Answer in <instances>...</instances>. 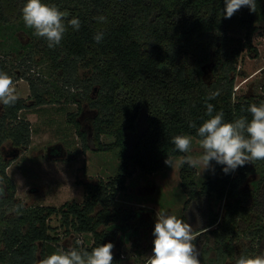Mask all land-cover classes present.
<instances>
[{
	"label": "trees",
	"instance_id": "1",
	"mask_svg": "<svg viewBox=\"0 0 264 264\" xmlns=\"http://www.w3.org/2000/svg\"><path fill=\"white\" fill-rule=\"evenodd\" d=\"M42 2L67 10L69 18H79L81 27L79 31L69 27L61 43L49 48L46 40L34 35V30L22 20L26 0H0L2 43L13 44L16 51L18 45L26 49L25 62L38 55L37 62L46 61L67 85V93L59 94L41 87L40 74L33 77L29 70L23 71L19 76L29 81L32 101L18 98L14 106L0 104V180L5 189L0 198V264H35L39 256L46 258L59 249L60 237L49 223L52 216L60 217L67 233L93 235L90 246L74 247L91 252L101 244H114L119 230L129 227L120 222L131 214L111 208L116 194L126 190L128 178L137 169L153 174L167 166L164 161L168 156L185 155L175 150L171 139L176 135L200 139L196 129L209 118L206 103L214 105L213 114L223 111L225 120L230 122L241 116L250 120L248 106L264 101V86L258 96L236 98L231 75L243 48L255 50L253 36L259 29L258 23L264 21V0H256V12L242 7L231 18H224L225 0ZM101 15L107 18L106 23L95 19ZM16 30L28 34L30 40L22 43ZM238 30L244 32V41L235 43L232 33ZM98 31L104 33L100 43L93 39ZM212 32L217 36L213 37ZM197 49L201 52L197 53ZM192 60H197L195 76L187 72V63ZM207 63H212L216 74L211 84L203 78ZM80 66L91 72L89 77L79 75ZM95 86L97 96L92 95ZM214 92L220 94L208 100ZM63 96L65 103H77L82 109L86 101L97 110L91 131L83 130L72 114L69 122L85 151L118 149L116 175L108 180L81 182L86 191L82 202L73 200L60 207L26 205L16 198L17 184L7 172L11 159L3 152L8 148L14 157L31 144L32 125L22 116L23 110L59 104ZM190 122L196 128H190ZM103 136L112 141L103 142ZM249 172L247 163L238 167L236 174L222 170L198 185L191 167L183 166L182 184L189 195L185 211L190 213L189 206L194 202L204 218L201 227L194 230L200 264H226L230 257L235 264L241 254H264V174L255 193H249L242 189ZM212 196L224 202L223 214L211 207ZM18 205H22L19 213ZM134 216L138 219L139 212ZM183 218L190 219L188 214ZM239 243L243 244L241 250ZM211 251H215L213 258L209 257ZM113 255V264H122L121 253Z\"/></svg>",
	"mask_w": 264,
	"mask_h": 264
},
{
	"label": "rangeland",
	"instance_id": "2",
	"mask_svg": "<svg viewBox=\"0 0 264 264\" xmlns=\"http://www.w3.org/2000/svg\"><path fill=\"white\" fill-rule=\"evenodd\" d=\"M259 29L253 36V46L248 50L243 48L240 55L235 59L236 70L231 73L234 77V96L242 95L258 96L262 93L264 86V21L258 23ZM16 35L22 43L28 42L29 36L22 30H16ZM7 34H9L7 32ZM213 37L217 34L212 32ZM237 41H244V32L238 30L232 33ZM212 37V38H213ZM5 38L6 37L5 34ZM0 37V71L6 72L13 79V87L18 98H26L31 102V87L27 79L19 75L29 70L33 77H43L41 87L49 88L51 91H58L65 95L67 92L66 82L59 77L46 61L37 62L39 56L34 54V59L25 62L27 51L18 45V51L13 49V44L3 42ZM219 43L218 40H216ZM234 43H231L233 46ZM28 52V51H27ZM201 50L197 49V53ZM21 53V54H20ZM197 60L187 63V72L195 76ZM203 78L208 84L216 80L212 63L204 65ZM91 72L80 66L79 75L89 77ZM39 77V76H38ZM77 89V88H72ZM92 95H98V86L92 90ZM65 96L59 104H47L37 108L22 111V116L31 121L32 141L30 146L11 157L8 148L3 155L10 160L7 172L17 184L16 198L26 205H49L60 207L69 201L82 202L86 191L81 182L97 181L102 178L108 180L116 175L119 166L118 149L111 151H93L83 149L74 125L69 122L71 114L81 122L85 131H91L92 121L97 110L91 108L86 101L82 109L77 103H65ZM81 111L79 112V110ZM79 112V114H78ZM76 114V115H75ZM73 117V116H72ZM192 137V152L185 155H200L202 149L199 146V139ZM112 138L103 136V142L108 143ZM178 157H172L177 159ZM184 166V165H183ZM182 167L172 168L166 166L164 169L153 174L143 173L137 169L133 176L127 180L126 190L116 194L115 203L111 205L116 211L130 212L121 225H129L119 230L114 238L113 254L121 253L122 264H145L146 257L151 255L154 236L152 235L156 222V214L164 210L175 215L184 222L190 224L193 230L201 227L202 218L198 211L197 204H191L190 213L185 211V204L189 197L182 184ZM250 172L245 180L242 189L249 193H255L256 185L264 174V161L249 163ZM223 165L212 161L208 169L201 167L191 168L193 177L199 185L210 177L218 175L223 170ZM236 174V170L233 171ZM211 207L215 211L224 212V202L212 196ZM197 203V202H195ZM203 205L202 203H199ZM139 212L138 219L134 218ZM184 214L189 215V220L183 218ZM54 227V234L60 237L59 249L67 250L70 246H76V240H81L82 245L90 246L94 237L91 233H67L61 226V219L52 216L50 222ZM197 235V234H196ZM247 242V240H245ZM243 244H238L241 250ZM40 250V248L38 247ZM215 256L211 251L209 257ZM40 258L35 264H38ZM234 258H228L226 264H232ZM212 264H217L216 262Z\"/></svg>",
	"mask_w": 264,
	"mask_h": 264
},
{
	"label": "clouds",
	"instance_id": "3",
	"mask_svg": "<svg viewBox=\"0 0 264 264\" xmlns=\"http://www.w3.org/2000/svg\"><path fill=\"white\" fill-rule=\"evenodd\" d=\"M242 7L250 12H256V0H225L224 18H231ZM22 20L26 27L34 30V35L43 38L49 48L58 46L64 38L68 28L79 31L81 21L70 17L67 10H60L55 4H46L42 0H26L22 10ZM98 23H106L103 15L95 17ZM104 33L98 31L93 39L100 43ZM13 79L0 71V104L11 107L18 100L13 87ZM219 92L211 93L207 99H215ZM206 115L209 117L196 129L200 138V155H183L177 159L168 156L164 163L170 167L179 168L187 164L191 168L208 169L212 161L223 165L227 174L243 167L247 163L264 161V101L258 105L253 103L247 111L251 114L249 120L241 116L233 121H226L223 111L214 112V105L206 103ZM190 128H196L194 122ZM171 143L180 153L192 152V137L190 135H176ZM5 195L2 180H0V198ZM18 205L16 211L19 213ZM152 235L154 236L151 255L146 257L145 264H200L199 252L194 243L196 234L192 226L175 215L164 210L156 214V222ZM76 245H82L76 240ZM111 242L92 248L91 252L83 247L70 246L67 250L57 249L46 258L40 259L38 264H113V249ZM235 264H264V254L239 255Z\"/></svg>",
	"mask_w": 264,
	"mask_h": 264
}]
</instances>
